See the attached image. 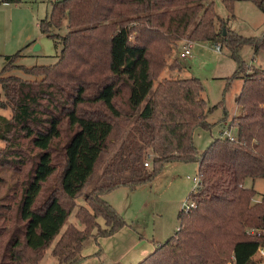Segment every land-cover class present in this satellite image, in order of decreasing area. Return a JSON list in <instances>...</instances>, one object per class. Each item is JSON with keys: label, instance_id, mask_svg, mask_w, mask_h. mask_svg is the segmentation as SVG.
Returning <instances> with one entry per match:
<instances>
[{"label": "trees", "instance_id": "16d2710c", "mask_svg": "<svg viewBox=\"0 0 264 264\" xmlns=\"http://www.w3.org/2000/svg\"><path fill=\"white\" fill-rule=\"evenodd\" d=\"M222 1L233 12L238 0ZM248 1L264 13V0ZM40 27L56 59L22 66L33 78L3 74L18 51L0 71V107L11 109L10 117L0 112V264H41L50 248L57 264H79L87 240L127 224L105 195L191 160L199 162L196 206L182 209L175 234L138 264H227L232 256L259 264L264 233L249 230L264 229V194L256 200L249 180L264 177V63L238 50L264 52V32L236 33L214 0H56ZM182 39L229 47L239 61L232 77L243 78L229 123L224 105L220 122L229 128L202 153L195 131L213 125L208 113L219 103L209 105L197 76L155 82L181 66L169 59ZM75 208L78 224L68 223Z\"/></svg>", "mask_w": 264, "mask_h": 264}, {"label": "rangeland", "instance_id": "374dc122", "mask_svg": "<svg viewBox=\"0 0 264 264\" xmlns=\"http://www.w3.org/2000/svg\"><path fill=\"white\" fill-rule=\"evenodd\" d=\"M41 1L44 7L49 8L50 14L56 0H39V2ZM214 1L217 13L229 22L230 27L236 33L244 36H259L264 32V13L255 3L248 0H238L234 3L233 12H231L222 0ZM66 25L65 19L59 32L65 34L68 30ZM184 39L178 43L169 59L170 62L175 59L179 60L181 66L176 68L166 67L155 78V82L162 76H197L203 82L202 96L209 101V105L219 103L217 107H214L208 113V121L213 125L210 128L199 127L195 131L194 143L198 152L202 153L216 137L221 135L222 131L229 128L228 123L238 110L236 96L242 88L243 78L232 77L238 68L239 61L234 57L229 47L224 45L219 51L217 44L206 41L195 42L192 47V54L182 57L180 52ZM46 40L49 43L48 50L51 51L50 53H55L53 39L47 37ZM238 53L248 63H264V52L258 53L254 57L255 51L251 45H244L239 48ZM53 61L54 59L50 56L41 59L34 56L27 57L22 61L17 56L9 64V68L2 73L33 78L31 74L24 71L22 66ZM0 97H4L1 85ZM224 105L229 111V120L226 124L220 122L224 116ZM0 112L9 117L11 115L10 108L0 107ZM235 132L236 128L232 126L231 133L234 134ZM4 144L5 142L0 139V148ZM148 162L150 163L149 167H151L150 159ZM198 167L199 162L194 160L167 163L152 182L134 190L129 187H119L107 198L111 202L113 201L112 206L128 223L143 228L147 235L155 238L159 237L160 240L156 242V245L164 243L175 234L177 227L181 224L180 211L183 209L184 203L190 200L192 191L198 186L194 180V177L198 174ZM4 175L7 178L10 177V173L7 171L4 172ZM15 180H11L10 183L13 184ZM249 183L250 185L253 183L257 190L255 199H260L261 195L264 194V177L255 180L250 179ZM5 190L1 189L0 195ZM77 203L88 205L84 200V196H80ZM98 222L100 223L99 220ZM68 223L78 224L76 208L73 209ZM100 225L105 227L102 223ZM93 239L95 238L93 237ZM55 260L56 258L47 252L41 264H52Z\"/></svg>", "mask_w": 264, "mask_h": 264}, {"label": "crops", "instance_id": "0c3cea01", "mask_svg": "<svg viewBox=\"0 0 264 264\" xmlns=\"http://www.w3.org/2000/svg\"><path fill=\"white\" fill-rule=\"evenodd\" d=\"M43 5L42 1L39 2V0H23L21 3L0 4V71L6 63V55L18 51H20L18 57L21 61L33 56L38 59L46 56L56 59L55 44V53H50L51 51L48 50L49 43L46 40L49 36L43 33L40 27L41 20L49 16V8ZM143 185L135 188L123 187L134 190ZM112 192L105 195V199L110 204H113V201L111 202L107 197ZM98 220L100 224L102 223L105 226L102 217H99ZM126 222L125 226L112 235L101 236L97 239L92 237L87 240L81 251L85 259L79 264H138L152 253L157 246L156 242H159L160 238L147 235L143 228ZM51 251L50 248L46 253L49 252L54 257ZM57 263L58 260L56 259L52 264Z\"/></svg>", "mask_w": 264, "mask_h": 264}, {"label": "built area", "instance_id": "2783aa9c", "mask_svg": "<svg viewBox=\"0 0 264 264\" xmlns=\"http://www.w3.org/2000/svg\"><path fill=\"white\" fill-rule=\"evenodd\" d=\"M194 45L193 41L190 40H186L184 41V43L182 44V48H181V52L180 55L182 57H186L192 54V47ZM217 49L220 51L221 47L219 45H217ZM228 135H231L230 132L227 131ZM145 165H149V162H145ZM194 180L196 182V184H199V177L196 176L194 177ZM196 203L193 200H188L187 202L184 203L183 205V210L184 212H188L191 208L195 207ZM250 233L255 234V233H259V232H263L264 233V229L263 230H256L255 228H252L249 230ZM259 257L258 263L259 264H264V245H260L257 249V253H256ZM227 264H236L235 263V257L232 256V259L227 263Z\"/></svg>", "mask_w": 264, "mask_h": 264}]
</instances>
